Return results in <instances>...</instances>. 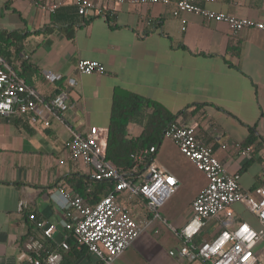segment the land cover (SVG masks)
<instances>
[{
	"label": "crops",
	"instance_id": "1",
	"mask_svg": "<svg viewBox=\"0 0 264 264\" xmlns=\"http://www.w3.org/2000/svg\"><path fill=\"white\" fill-rule=\"evenodd\" d=\"M58 1L0 0V31L25 34L18 53L11 47L10 61L2 56L4 60L43 97L63 89L69 103L64 121L51 119L48 126L26 115H0V264H33L25 248L32 236L42 245L28 251L32 256L60 250L56 264H101L84 247L60 248L65 207L58 189L80 195L90 168L71 160L69 128L85 132L97 126L107 131L115 91L152 99L171 113L182 110L226 171L239 174L240 187L257 195L264 167V31L246 28L233 34L226 23L192 12L174 17V0L121 5L91 0L109 13L108 19L104 14L81 16L73 3L52 8ZM194 1L264 20V0ZM82 59L100 62L104 71L79 73L76 63ZM44 70L61 79L46 80ZM140 131L139 125L129 123V135ZM245 147L250 151L241 154ZM155 160L175 176L177 187L158 207L157 217L127 192L118 195L143 229L113 264H205L177 254L183 241L175 230L190 216L191 201L207 179L168 138L156 146ZM231 208V222L245 221L260 230L243 202ZM30 213L54 224L51 238L41 235ZM220 228L218 220L210 221L194 242L211 238ZM262 250L264 232L254 246L264 262Z\"/></svg>",
	"mask_w": 264,
	"mask_h": 264
},
{
	"label": "built area",
	"instance_id": "2",
	"mask_svg": "<svg viewBox=\"0 0 264 264\" xmlns=\"http://www.w3.org/2000/svg\"><path fill=\"white\" fill-rule=\"evenodd\" d=\"M114 4L169 3L171 0H108ZM215 0H203L213 2ZM73 3L81 16L104 14L101 5L91 0H60L52 4ZM182 12H192L205 19L221 21L228 25L231 33L236 34L246 28L264 31V20H252L238 17L222 11L209 9L194 0H174L171 14L178 17ZM184 20H182L183 22ZM79 73L90 74L104 71V66L95 60L82 59L76 63ZM46 80L57 81L61 75L51 70H44ZM70 85L75 84L68 78ZM68 96L63 89L50 97H43L35 88L27 84L19 71L0 55V115H26L33 121L50 125L51 119L64 121L68 110ZM71 136L68 143L72 161H80L90 168L92 180H113V191L107 193L94 205L84 201L81 195L67 188H59L64 198L65 220L63 239L59 246L62 250L70 248L69 239L76 249L86 248L94 254L101 264H113L120 254L137 237L143 224L129 213L128 208L118 200V195L127 192L146 207L154 217L159 216L158 207L176 189L175 176L155 160L156 147L151 146L132 153L133 167L130 172H123L106 159L107 131L91 126L85 132L69 128ZM163 137L172 140L179 151L200 170L207 179L205 187L191 201V213L185 223L175 230L183 244L177 251L181 257L200 258L205 264H264L254 251V246L264 232V167L261 170L262 185L257 195L244 191L239 184V174H230L224 164L217 159L210 144L197 136L194 125L184 116L179 115L164 128ZM250 151V147L241 150V154ZM241 201L252 212L260 230L254 229L245 221L231 222V205ZM222 214V217H221ZM34 221L44 238H51L54 224L45 222L34 213L28 215ZM213 220L220 222V230L211 238L195 243L194 238ZM41 242L32 236L26 244L28 259L33 264H56L61 258L60 250H44L43 257L29 254L41 248ZM30 251V252H28ZM173 254V252H170Z\"/></svg>",
	"mask_w": 264,
	"mask_h": 264
},
{
	"label": "trees",
	"instance_id": "3",
	"mask_svg": "<svg viewBox=\"0 0 264 264\" xmlns=\"http://www.w3.org/2000/svg\"><path fill=\"white\" fill-rule=\"evenodd\" d=\"M108 14L104 11L107 19ZM24 38L25 34L0 31V55L9 62L10 48L13 47L15 53H18ZM182 112L180 110L171 113L152 99L127 91H115L107 127L106 159L121 171L130 172L133 167L131 154L151 146L156 147L164 138V128ZM131 122L141 127V131L137 135L128 133V125ZM114 186L115 181L113 180H92L85 177L80 188V195L86 203L94 205L107 193L113 191ZM68 241L71 248L74 249L73 240L69 239ZM76 253H80V251Z\"/></svg>",
	"mask_w": 264,
	"mask_h": 264
},
{
	"label": "rangeland",
	"instance_id": "4",
	"mask_svg": "<svg viewBox=\"0 0 264 264\" xmlns=\"http://www.w3.org/2000/svg\"><path fill=\"white\" fill-rule=\"evenodd\" d=\"M264 252V250H262Z\"/></svg>",
	"mask_w": 264,
	"mask_h": 264
}]
</instances>
